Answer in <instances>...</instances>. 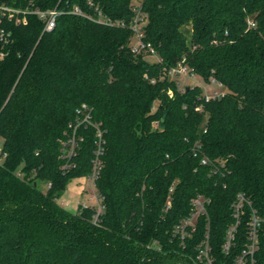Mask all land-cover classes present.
Wrapping results in <instances>:
<instances>
[{
	"label": "trees",
	"instance_id": "1",
	"mask_svg": "<svg viewBox=\"0 0 264 264\" xmlns=\"http://www.w3.org/2000/svg\"><path fill=\"white\" fill-rule=\"evenodd\" d=\"M88 1L35 3L97 6L127 24L135 14L134 0ZM140 3L143 40L160 60L132 51L128 25L72 13L48 32L35 15L10 23V40L0 43V264H204L206 234L212 264H233L249 242L253 209L261 219L254 264H264V0ZM179 62L224 94L206 101L200 84L180 86L167 72ZM82 103L92 123L77 127L64 167L62 143ZM96 125L101 208L70 211L57 199L91 173ZM240 192L250 203L225 252ZM198 194L208 199L205 212L181 237L176 226Z\"/></svg>",
	"mask_w": 264,
	"mask_h": 264
},
{
	"label": "built area",
	"instance_id": "2",
	"mask_svg": "<svg viewBox=\"0 0 264 264\" xmlns=\"http://www.w3.org/2000/svg\"><path fill=\"white\" fill-rule=\"evenodd\" d=\"M141 0H134L136 5L133 6V10L135 12L134 16L128 22V24L124 20L120 19H112L106 15H104L101 10L95 6L93 7L92 12L84 11L79 5H74L73 7H62L59 8L58 5L54 7L48 8H41L35 3V0H0V43L1 46L8 43L10 40V23L19 25L21 23L26 22L27 16L35 15L43 22L42 32L51 31L55 25L58 16L61 14L72 13L76 15L83 16L93 22L102 23L109 26H126L128 25L129 28L132 30V38H131V48L134 52H139L141 50H145L149 53V56H153L154 59L160 60L157 55L155 54L154 48L149 42H145L143 40L145 31H144V23L145 18L143 13L140 10ZM91 5L92 2L88 1ZM4 52H0V57H3ZM168 74L171 78H175L177 75H184V76H195L189 68L184 65L182 62H179L177 65L168 69ZM208 83H215L218 86H221L220 82L210 79ZM208 83H203L201 86L203 88V98L207 101L212 98L221 96L224 94V89L222 91H218L216 89L207 91L206 87ZM222 87V86H221ZM169 94L171 95L172 92L169 90ZM199 107H197L198 109ZM91 109L90 107L82 103L81 106L77 109L78 115L74 123H70L72 126V133L71 135L63 141V157L66 158L64 163V167L69 166V160L72 155L75 154V147L77 146V139L75 135V131L77 127L81 124H91ZM73 124V125H72ZM97 129V148L95 150L96 157L93 162V168L91 173L88 177L91 179V185L94 187V180L98 175V171L100 168V161L98 159L99 155L102 153L103 149L101 146L102 143V132L101 129L96 125ZM6 152L3 149V140L0 137V164L3 162L4 158L6 157ZM210 160L207 157H202L201 163L206 164ZM97 195V194H96ZM95 197V196H94ZM98 197V195H97ZM208 202V199L203 197L202 195L198 194L192 200V211L190 215L182 219L179 224L176 226V232L180 234L181 237L185 235H189L188 228L191 227V230L194 229L195 219L198 214L205 212V203ZM245 203H250L248 198L240 192L236 196V200L233 203V216L235 218V222L229 226L226 239L223 243V250L227 252L233 242L234 235L236 232L237 224L239 223V219L242 213V208ZM101 208V206H99ZM99 208V210H100ZM98 210V212H99ZM261 219L257 215L256 211L253 209L251 213V217L248 223V232L247 236L249 242L247 243L246 247L242 250L241 254L236 257L233 264H254V255L258 248V234H259V224ZM208 235L206 234V239H204L200 243V250L198 254V258L204 264H212V259L210 257V247L207 240Z\"/></svg>",
	"mask_w": 264,
	"mask_h": 264
},
{
	"label": "rangeland",
	"instance_id": "3",
	"mask_svg": "<svg viewBox=\"0 0 264 264\" xmlns=\"http://www.w3.org/2000/svg\"><path fill=\"white\" fill-rule=\"evenodd\" d=\"M147 58L149 61L154 60L153 56L148 55ZM175 78L176 80H178L180 86L193 84L202 85L203 83H205L196 75H177ZM205 85H208L206 87L207 91L216 89L220 92L223 90L221 86H218L215 83H208ZM38 186L41 189L45 190V184L39 183ZM96 194L97 191L95 187L91 185V179L88 176H81L72 179L57 200L62 206L70 211H76L79 205L96 206L97 210H99L100 202Z\"/></svg>",
	"mask_w": 264,
	"mask_h": 264
}]
</instances>
